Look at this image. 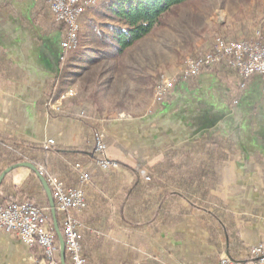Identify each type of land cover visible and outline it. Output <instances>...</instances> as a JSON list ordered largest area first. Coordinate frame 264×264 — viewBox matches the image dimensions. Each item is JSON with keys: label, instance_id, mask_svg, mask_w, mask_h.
Listing matches in <instances>:
<instances>
[{"label": "crops", "instance_id": "0c3cea01", "mask_svg": "<svg viewBox=\"0 0 264 264\" xmlns=\"http://www.w3.org/2000/svg\"><path fill=\"white\" fill-rule=\"evenodd\" d=\"M62 39L47 0H0V138L87 147L86 121L48 117L44 110L51 85L64 70ZM231 70L212 69L189 82L179 80L164 103L153 102L138 114L124 110L97 118L87 110L107 134L108 158L136 165L142 174L144 163L164 159L181 165H166L168 174L186 177V161L205 159L211 148V169L221 179L212 195L226 208L223 223L211 221L205 209L187 213L189 201L173 196L178 182L166 179L172 194L165 215L149 226H133L119 213L135 179L132 171L103 170L90 157L75 154L72 158L93 173L89 208L74 212L83 224V251L90 264H220L221 254L246 258L264 242V79L254 76L242 87ZM76 102L65 106L72 109ZM30 172L14 170L4 188L13 193L28 182ZM76 176L71 186L78 184ZM34 255L15 234L0 231V264H36Z\"/></svg>", "mask_w": 264, "mask_h": 264}, {"label": "rangeland", "instance_id": "374dc122", "mask_svg": "<svg viewBox=\"0 0 264 264\" xmlns=\"http://www.w3.org/2000/svg\"><path fill=\"white\" fill-rule=\"evenodd\" d=\"M106 1L97 0L79 20L77 49L73 58L63 61L67 76L65 90L58 98L69 104L84 102L97 118H111L124 110L137 114L148 110L157 103L162 78L175 76L186 59L202 55L218 36L252 40L258 30L264 32V0H190L167 16V26L118 55L112 47V35L119 24L105 16ZM94 91L101 94L99 111L89 99ZM64 104L56 102V110Z\"/></svg>", "mask_w": 264, "mask_h": 264}, {"label": "trees", "instance_id": "16d2710c", "mask_svg": "<svg viewBox=\"0 0 264 264\" xmlns=\"http://www.w3.org/2000/svg\"><path fill=\"white\" fill-rule=\"evenodd\" d=\"M188 1L190 0H107L104 5V14L107 18H110L119 24L117 28H113L112 47L114 48V51L118 55H124L131 47L152 34L156 29L167 26V16L175 13L178 6ZM54 22L59 26L64 37V24H59L55 20ZM76 49L77 48L64 52V59L73 58V51ZM62 63L65 64V62ZM225 69L231 70L227 63H222L214 68V70ZM64 76L65 71L62 70V77L58 81L52 83L51 92L48 94L47 98H45L44 110L48 117L79 118L86 121V125L89 129L88 131H90L88 134L87 147L65 149L55 144L49 148H44L42 143L0 138V162L5 163V166L0 169V176L3 171L10 166L23 162H31L37 167L43 165L50 173L61 178L68 187L79 186L78 178V184L74 186H71L72 184L70 180H73L76 175V177H78L73 166L76 163H82L73 159L72 156L75 154H82L87 158L90 157L91 161H94L95 133L96 131L101 130V127L98 123L92 122L83 102L77 101L72 109L66 107L65 104L59 110H54L49 107L50 101L58 99L65 90ZM179 80H181V78H179ZM89 99L94 106H96V111H99L101 99L100 92L94 91ZM211 152L212 150L210 148L207 154L208 156L198 162L192 159L186 161L185 164L189 167V171L187 172L186 177H181L183 180L180 178L179 174H177V176L175 173L168 174L169 172L167 170L169 169H165L166 165H169L168 168L180 167L181 165L170 161H168L169 163H165L166 160L164 159L159 160L152 166H149L147 162L144 163V175L142 172L137 171L136 165L128 162H118L120 167L130 169L135 177L119 210L122 220L133 226L142 227L149 226L156 221L159 216H164L167 209V204L165 203L168 197H170L169 195L172 194V190L166 188L165 180L167 179L168 182L172 181L173 184L178 182V188L173 190L176 191L173 193V196L177 193L176 195H182L189 201V206L186 209L187 213L191 212L193 208L205 209L210 213L209 219L211 221L216 219L223 223L226 208H224L221 203H218L217 199L212 195V191L217 190V185L221 182V179L219 178L218 182L217 170L215 169L213 171L211 169L213 162ZM215 158L216 160L220 158L222 159V156ZM139 171L142 170L139 169ZM31 174L32 176L28 182L19 188H15L13 193L4 188L8 176L5 177L0 186V206H6L13 202L23 200H29L36 203L42 209L47 220V226L54 233L57 245H60L59 238L57 237L54 228V219L51 213L48 196L39 178L34 172H31ZM91 174L93 177L92 172ZM152 191L159 192L157 203L152 201V196H156L157 194H152ZM215 202L218 203L217 206H214ZM57 219L63 233L61 214L59 212H57ZM181 219L182 218L179 217L176 220L180 221ZM83 242L84 239L82 241V247ZM32 251L36 255L39 253L37 249H32ZM83 253L90 264L88 256L84 251ZM56 255L57 264H63L61 261L60 249ZM66 262L67 264H70L68 253L66 255Z\"/></svg>", "mask_w": 264, "mask_h": 264}, {"label": "built area", "instance_id": "2783aa9c", "mask_svg": "<svg viewBox=\"0 0 264 264\" xmlns=\"http://www.w3.org/2000/svg\"><path fill=\"white\" fill-rule=\"evenodd\" d=\"M95 0H47L54 20L65 26V36L62 39L64 52L74 49V19H82L86 12L94 6ZM227 63L235 70L242 80V87L254 76L264 79V32L258 30L252 40H229L218 36L212 48L205 54L186 59L185 65L175 76L163 77L157 86V103H164L172 94L179 78L189 82L203 72ZM56 102H68L64 99L51 100L49 107L56 110ZM121 118H126L124 114ZM42 143L44 148L56 144L52 139ZM94 164L110 170L119 166L118 162L107 156L108 139L105 131L95 133ZM74 170L78 174L79 186L68 187L58 176L50 173L44 167H38L45 176L56 203L57 212L61 214L63 235L66 241L70 264H89L84 256L83 224L74 216L75 211H85L88 208L87 188L93 185V177L87 167L76 163ZM0 231L15 234L24 244L39 253L34 255L36 264H57L56 253L60 249L54 233L48 228L42 209L29 200L13 202L0 206ZM220 264H264V242L252 247L248 257L235 258L223 253Z\"/></svg>", "mask_w": 264, "mask_h": 264}, {"label": "water", "instance_id": "95a60500", "mask_svg": "<svg viewBox=\"0 0 264 264\" xmlns=\"http://www.w3.org/2000/svg\"><path fill=\"white\" fill-rule=\"evenodd\" d=\"M18 168H28L30 171L34 172L36 174V176L39 178V180L41 181L42 186L45 189V192H46L48 199H49L51 213H52V216L54 219L55 232L57 234V237L59 238L61 261L63 264H67V262H66V255H67L66 241H65L64 235L60 229L59 222L57 219L56 203H55V200L53 198V195H52L51 189L49 187L48 181L45 178V176L40 172L38 167L31 162H23V163H19V164L10 166L7 169H5L3 171V173L1 174L0 186L3 182V180L5 179V177Z\"/></svg>", "mask_w": 264, "mask_h": 264}, {"label": "bare ground", "instance_id": "6f19581e", "mask_svg": "<svg viewBox=\"0 0 264 264\" xmlns=\"http://www.w3.org/2000/svg\"><path fill=\"white\" fill-rule=\"evenodd\" d=\"M96 2L97 0L94 1V4ZM79 20L81 19H74V35H75L74 49L77 48V43H78L77 32L79 29Z\"/></svg>", "mask_w": 264, "mask_h": 264}, {"label": "flooded vegetation", "instance_id": "af4514ba", "mask_svg": "<svg viewBox=\"0 0 264 264\" xmlns=\"http://www.w3.org/2000/svg\"><path fill=\"white\" fill-rule=\"evenodd\" d=\"M61 47H62V40H61ZM63 54H64V50L62 49V58H61V61H62V62L64 61Z\"/></svg>", "mask_w": 264, "mask_h": 264}]
</instances>
